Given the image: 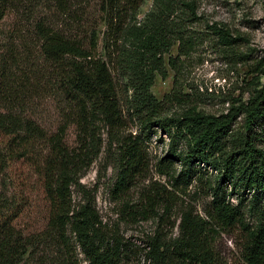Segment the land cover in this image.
<instances>
[{"label": "trees", "instance_id": "16d2710c", "mask_svg": "<svg viewBox=\"0 0 264 264\" xmlns=\"http://www.w3.org/2000/svg\"><path fill=\"white\" fill-rule=\"evenodd\" d=\"M143 1L100 0L105 26L100 55L96 28L89 30L86 47L50 24L36 25L39 56L53 65L56 92L76 111L78 141L75 146L68 144L67 124L48 132L30 117L0 110V173L14 163L26 164L39 180L38 192L47 216L45 231L24 234L16 226L25 209L24 190L19 201L0 197V264H17L27 247L41 237L52 238L61 246L64 264H80L79 254L87 264H121L123 244L102 230L94 197L87 195L76 206L72 201V187L101 149L114 163L117 194L130 190L149 169L145 144L149 135L123 133L124 116L111 65L125 76L131 110L145 132L155 125L169 137V148L158 161L157 172L172 180L171 186L179 187L188 186L200 172L195 163L217 172L206 190L210 199L203 214L186 204L180 209L176 236L162 239L156 234L150 239L149 264H264V150L257 147L253 130L264 121V83L245 104L226 114H205L191 107L179 115H163V106L172 97L167 94L157 100L150 87L156 75L166 76V65L176 69L175 60L187 54L192 35L182 20H196L198 4L197 0H151L149 10L138 20ZM9 3L0 0V25ZM54 4L66 11L65 0H54ZM210 28L224 44L235 40L226 29ZM175 43L177 55L172 56L169 51ZM28 57L21 51L7 58L0 49L2 90L8 91L9 83L16 80L9 75L8 61L19 67ZM20 71L24 80L27 74ZM240 115L244 116L243 131L236 134L232 124ZM99 123L106 127L104 142ZM182 139L187 144L185 152L176 146ZM175 161L183 166L176 175L172 169ZM169 192L166 185L150 182L138 203L128 206L127 214L142 220L158 216L161 221L159 210L167 213L173 205ZM233 195L236 202L231 200ZM247 214L253 217L252 223ZM224 232L234 234L238 252L234 263H228L215 246Z\"/></svg>", "mask_w": 264, "mask_h": 264}, {"label": "rangeland", "instance_id": "374dc122", "mask_svg": "<svg viewBox=\"0 0 264 264\" xmlns=\"http://www.w3.org/2000/svg\"><path fill=\"white\" fill-rule=\"evenodd\" d=\"M65 1L66 11H62L54 0H10L7 14L0 25V49L7 58L21 51L29 57L19 67L8 61L11 68L9 75L13 74L16 80L10 82L8 91H5L1 88L3 82L0 77V110L30 117L48 132L67 124V142L75 146L78 141L76 111L56 92L53 65L39 56L36 25L50 24L63 34L80 39L86 47L89 30L96 28L99 55L102 54L105 26L99 10L100 0ZM197 4L198 18L190 22L185 18L182 20L186 30L188 23L189 34L192 35L187 54L175 60L176 69L166 65V76L156 75L150 87L151 94L157 100H163L167 94L172 97L164 104L163 115H179L191 107L205 114H226L231 108L245 104L264 83V0H197ZM150 6L151 0L143 1L138 20L143 18ZM210 27L226 29L235 40L231 44H224ZM169 52L172 56L177 55L176 43ZM111 67L124 116L123 133L149 135L145 141L149 169L130 190L117 194L113 187L116 179L114 163L101 149L72 187V201L76 206L83 197H94L102 230L123 244L121 264H149L147 253L150 239L156 234L162 239L176 236L180 209L186 204L203 214L210 199L206 190L214 183L217 172L204 163H195V169L200 172L188 186H171L172 180L157 172L158 161L169 148L168 135L155 125L145 132L140 118L131 110V90L125 91V76L113 65ZM20 70L27 74L24 80L20 78ZM243 122L244 116H238L233 121L232 132H242ZM97 129L104 142L106 127L99 123ZM253 130L258 138L257 147L264 150V121H259ZM231 144L230 139L227 145ZM186 145L184 139L176 143L181 152H185ZM172 169L176 175L183 166L175 161ZM153 181L166 185L171 192V210L167 213L159 210L158 213L163 214L164 218L161 221L158 216L146 220L134 219L127 214L128 206H135L143 189ZM38 182L31 169L19 162L0 173L1 198L19 201L23 195L21 190H24L25 209L16 220L17 228L24 234H39L47 228L46 204L38 192ZM231 197L236 202L235 196ZM246 219L251 223L254 221L248 214ZM68 236L72 243L70 232ZM215 246L228 263H234L238 253L234 246V234L222 233ZM78 259L80 264H87L83 255L79 254ZM17 264H64L62 248L52 238H38L27 247Z\"/></svg>", "mask_w": 264, "mask_h": 264}]
</instances>
